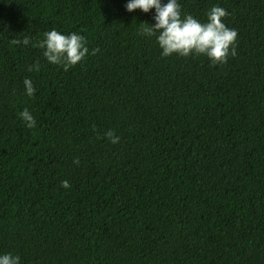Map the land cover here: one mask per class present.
<instances>
[{
    "label": "trees",
    "instance_id": "16d2710c",
    "mask_svg": "<svg viewBox=\"0 0 264 264\" xmlns=\"http://www.w3.org/2000/svg\"><path fill=\"white\" fill-rule=\"evenodd\" d=\"M125 2L0 0V252L20 264H264V0H179L201 21L227 10L236 55L224 63L162 57L139 31L153 12ZM53 28L83 34L89 54L48 63L38 44Z\"/></svg>",
    "mask_w": 264,
    "mask_h": 264
},
{
    "label": "clouds",
    "instance_id": "9594fccd",
    "mask_svg": "<svg viewBox=\"0 0 264 264\" xmlns=\"http://www.w3.org/2000/svg\"><path fill=\"white\" fill-rule=\"evenodd\" d=\"M124 8L128 12L140 9L144 13L153 12L152 23L139 28V31L148 36H155L156 43L161 49L162 57L176 54L179 56L204 55L211 63H224L229 56L236 55L237 30L228 27L223 17L228 15L227 10L221 6L213 5L206 13L207 19L201 21L190 13L182 12L179 0H126ZM13 43L29 45L30 38L25 35L21 40ZM43 49L42 55L52 65H62L65 70L74 66L89 54L86 38L79 32H62L56 28L43 33L39 41ZM98 49L93 48L91 54ZM40 63L35 62L28 66V71H39ZM25 94L32 97L36 91L30 78L23 80ZM19 118L25 127H35V117L28 108H23ZM104 135L115 144L119 136L112 130ZM73 163H79L74 160ZM62 187H68L69 182L62 180ZM0 264H20L18 254L0 252Z\"/></svg>",
    "mask_w": 264,
    "mask_h": 264
}]
</instances>
